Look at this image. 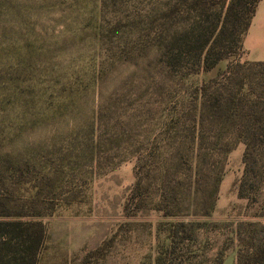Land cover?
Here are the masks:
<instances>
[{
	"label": "rangeland",
	"instance_id": "374dc122",
	"mask_svg": "<svg viewBox=\"0 0 264 264\" xmlns=\"http://www.w3.org/2000/svg\"><path fill=\"white\" fill-rule=\"evenodd\" d=\"M104 1L107 17L115 11L127 21L146 19L145 29H150L167 0ZM100 10V0H0V199L12 207L10 214H22V205L30 213L0 220L45 226L37 264H243L264 246V216L254 217L262 192L252 195L257 201L236 196L241 143L221 165L223 177L209 216L194 215L188 202L168 214L171 200L158 198L159 176L147 177L146 169L140 176L133 160L92 182L86 175V181L70 180L78 188L67 194L74 196L68 203L63 196L72 187L64 182L62 192L40 191L35 206L25 203L33 185L22 187V168H47L74 140L83 142L99 105L109 119L136 121L137 127L162 111L167 74L155 66L153 47L132 61L102 68L94 39ZM241 55L190 77L186 95L207 81L223 84L227 94H240L253 73L246 66L233 72L235 63L245 62ZM68 96L75 97L70 106ZM138 100L141 110L134 109ZM40 211L48 214H31Z\"/></svg>",
	"mask_w": 264,
	"mask_h": 264
},
{
	"label": "trees",
	"instance_id": "16d2710c",
	"mask_svg": "<svg viewBox=\"0 0 264 264\" xmlns=\"http://www.w3.org/2000/svg\"><path fill=\"white\" fill-rule=\"evenodd\" d=\"M258 1L167 0L156 11L151 30L146 28L149 31L145 33L146 19L127 21L115 11L107 17L102 13L107 4L100 0L94 39L104 59L102 68L106 63L132 61L141 51L153 47L157 54L155 66L167 74L162 111L149 114L137 127L136 121L109 119L106 107L99 105L83 142L74 140L72 147L61 151L47 168L36 164L30 170L22 168V187L33 185L25 203L35 206L40 191L62 192L63 182L72 187L63 194L68 203L74 196L69 199L67 194L78 188L76 183L83 176L92 182L133 160L140 176L145 169L147 177L150 174L155 180V175L159 176L158 198L171 200L168 214L186 207L188 202L194 215L209 216L223 177L221 165L235 145L241 143L243 168L234 183L236 196L257 201L252 195L262 192L260 212L254 217L264 216V62L233 65L234 73H241L245 66L253 70L240 94H227L223 84L207 81L192 86L195 88L188 96L189 89L184 84L190 77L208 73L242 51V39ZM168 23L171 30L164 29ZM122 27L124 30H120ZM90 86L93 89L97 84L94 81ZM72 97L66 98V105L73 103ZM137 102L134 109L141 110L144 105ZM229 136L233 139L230 143ZM70 180L76 182L74 186ZM11 208L0 199V218L30 214L23 205L22 214H10ZM45 239L46 229L39 221L0 220V264H37ZM243 264H264V246Z\"/></svg>",
	"mask_w": 264,
	"mask_h": 264
},
{
	"label": "crops",
	"instance_id": "0c3cea01",
	"mask_svg": "<svg viewBox=\"0 0 264 264\" xmlns=\"http://www.w3.org/2000/svg\"><path fill=\"white\" fill-rule=\"evenodd\" d=\"M241 58L245 62H264V0H259L242 39Z\"/></svg>",
	"mask_w": 264,
	"mask_h": 264
}]
</instances>
